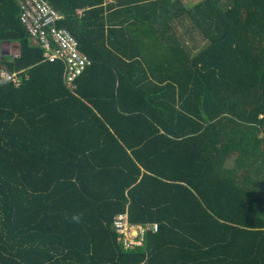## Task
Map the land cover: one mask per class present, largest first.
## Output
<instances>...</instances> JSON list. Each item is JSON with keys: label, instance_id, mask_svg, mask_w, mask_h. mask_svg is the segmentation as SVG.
I'll return each mask as SVG.
<instances>
[{"label": "trees", "instance_id": "16d2710c", "mask_svg": "<svg viewBox=\"0 0 264 264\" xmlns=\"http://www.w3.org/2000/svg\"><path fill=\"white\" fill-rule=\"evenodd\" d=\"M143 1L128 42L69 27L71 88L0 0V62L30 75L0 84V264H264V0ZM124 212L158 226L133 250Z\"/></svg>", "mask_w": 264, "mask_h": 264}, {"label": "built area", "instance_id": "2783aa9c", "mask_svg": "<svg viewBox=\"0 0 264 264\" xmlns=\"http://www.w3.org/2000/svg\"><path fill=\"white\" fill-rule=\"evenodd\" d=\"M18 1L22 8V23L30 33L33 43L43 49L44 61H61L64 64V81L68 87L74 88L75 81L92 65V60L81 51L77 39L68 30L58 26L62 15L48 0ZM29 76L26 71L12 72L0 62V84L12 81L19 85L29 79ZM112 227L118 242L126 250L143 246L147 234L158 229L156 223H132L128 212L118 214Z\"/></svg>", "mask_w": 264, "mask_h": 264}, {"label": "crops", "instance_id": "0c3cea01", "mask_svg": "<svg viewBox=\"0 0 264 264\" xmlns=\"http://www.w3.org/2000/svg\"><path fill=\"white\" fill-rule=\"evenodd\" d=\"M51 5L56 8L62 15L58 24L62 23L67 26L64 29L87 27L86 31L90 32L89 37L92 39L119 37L117 40L128 42L133 40L134 26L149 25L150 13H154V8H137L133 5L134 0H48ZM200 0H181L185 5H192ZM149 2V0L143 1ZM103 9V12L100 10ZM88 18L86 21L83 19ZM59 26V25H58ZM68 27V28H67ZM70 27V28H69ZM99 29H103V33H99ZM110 29H117V32ZM128 29V30H127ZM127 30V31H125ZM73 35V34H72ZM142 41H148L144 36L143 28L141 31ZM78 41V40H77ZM19 50L18 46H15Z\"/></svg>", "mask_w": 264, "mask_h": 264}, {"label": "clouds", "instance_id": "9594fccd", "mask_svg": "<svg viewBox=\"0 0 264 264\" xmlns=\"http://www.w3.org/2000/svg\"><path fill=\"white\" fill-rule=\"evenodd\" d=\"M66 220L73 223H80L82 219V215L79 213H73L71 216H66Z\"/></svg>", "mask_w": 264, "mask_h": 264}]
</instances>
